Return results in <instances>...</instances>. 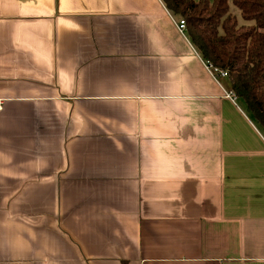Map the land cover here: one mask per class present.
Here are the masks:
<instances>
[{"label": "crops", "instance_id": "1", "mask_svg": "<svg viewBox=\"0 0 264 264\" xmlns=\"http://www.w3.org/2000/svg\"><path fill=\"white\" fill-rule=\"evenodd\" d=\"M182 18L0 0V264H264V132Z\"/></svg>", "mask_w": 264, "mask_h": 264}, {"label": "trees", "instance_id": "2", "mask_svg": "<svg viewBox=\"0 0 264 264\" xmlns=\"http://www.w3.org/2000/svg\"><path fill=\"white\" fill-rule=\"evenodd\" d=\"M186 21L202 56L228 71L231 87L264 132V0H163ZM248 24H239L233 6Z\"/></svg>", "mask_w": 264, "mask_h": 264}, {"label": "built area", "instance_id": "3", "mask_svg": "<svg viewBox=\"0 0 264 264\" xmlns=\"http://www.w3.org/2000/svg\"><path fill=\"white\" fill-rule=\"evenodd\" d=\"M178 27L181 31H184L186 29V21L184 18L180 19L178 23ZM209 65L210 69L212 70V74L215 79H218L219 76L227 77L228 76V71L226 69H222L218 66L213 65L212 63H209L207 61V66ZM229 96H231L233 99L237 98V95L235 94L234 91H231L229 93Z\"/></svg>", "mask_w": 264, "mask_h": 264}, {"label": "rangeland", "instance_id": "4", "mask_svg": "<svg viewBox=\"0 0 264 264\" xmlns=\"http://www.w3.org/2000/svg\"><path fill=\"white\" fill-rule=\"evenodd\" d=\"M232 5V4H231ZM233 6V5H232ZM232 11L237 15L238 17V21H239V24H248V21L244 20L242 17H241V14L239 12L238 9H236L234 6L232 8Z\"/></svg>", "mask_w": 264, "mask_h": 264}]
</instances>
